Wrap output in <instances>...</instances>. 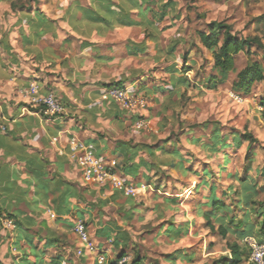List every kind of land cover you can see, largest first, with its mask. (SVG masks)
<instances>
[{
    "label": "crops",
    "instance_id": "1",
    "mask_svg": "<svg viewBox=\"0 0 264 264\" xmlns=\"http://www.w3.org/2000/svg\"><path fill=\"white\" fill-rule=\"evenodd\" d=\"M135 2L0 0V264H96L93 255L76 254L81 244L72 226L77 220L110 259L132 248L136 237L128 231L134 220L127 218L133 213L142 217V207L129 205L131 197L109 184L83 181L69 156L72 135L92 144L103 159H115L118 176L143 194L146 186H155L157 172L174 175L162 179L154 193L171 209L173 220L163 229L172 242L186 236L218 198L214 190L200 195V202H188L205 180L187 174L182 165L190 157L180 154L169 135L161 138L175 124L177 104L188 90L186 83L175 86L184 74L175 65L163 67L168 85H162L142 70L149 45L152 59L160 61L159 24L172 9L159 21L154 14L159 8L147 4L160 7L161 0ZM168 44L170 56L176 47L169 53ZM197 45L206 50L199 40ZM211 68L214 74L212 63ZM119 79L149 99L143 112L148 126L136 129L135 114L103 98L107 84ZM30 82L39 96L53 93L64 110L46 114L25 92ZM181 169L183 174L175 175ZM181 202L184 209L176 210ZM249 236L255 237L249 233L240 243L246 246L243 240ZM174 251V259L178 253L187 257Z\"/></svg>",
    "mask_w": 264,
    "mask_h": 264
},
{
    "label": "rangeland",
    "instance_id": "2",
    "mask_svg": "<svg viewBox=\"0 0 264 264\" xmlns=\"http://www.w3.org/2000/svg\"><path fill=\"white\" fill-rule=\"evenodd\" d=\"M170 4L172 11L159 24V28H162L159 36L162 49L158 54L160 61L154 60V56L152 59L154 49L153 45H149L150 53L143 60L142 70L148 75V80L155 79L162 85H168L167 74L162 68L172 64L179 72L185 67L190 69L184 72L185 78L197 85L188 86V90L182 93L176 107L178 113L175 124L170 127V131L163 130L161 138L169 135L180 154L190 157L182 165L187 174L205 180L201 183L200 191L190 194L189 203L200 202V195L215 190L218 201L210 202L209 207L216 206L215 214L226 213L223 224L239 226L256 239L264 240V119L258 111L264 86L258 82L252 86L249 94L241 95L231 88L233 74L214 90L204 88L202 79L213 72L211 53L199 48L196 35V30L204 29L207 22L223 20L240 36L261 37L263 33L256 29L255 19L264 14V0H170ZM147 5L153 10L162 9L155 4ZM169 24L170 27H167ZM175 36L182 42L169 56L165 46ZM252 51L251 58L260 60L261 50L252 48ZM182 53L187 54L186 62H182L179 57ZM246 60L247 56L239 53L236 70L242 68ZM123 85L136 95L129 84L124 82ZM141 96L146 101L145 109L130 114H137V119H143L146 127L148 122L143 112H147L150 101L145 95ZM247 134H250L251 139ZM182 169L174 174L181 176ZM156 176L152 182L154 187L145 185L144 194L139 189L135 196L129 198V205L142 207L143 215L138 217L133 213L127 218L130 223L134 220L128 232L130 236L136 237L132 240V248L127 251L133 257L143 259L140 264H209L220 256L229 258L226 243L233 240L234 236L222 238L215 232L217 224L210 221L214 227L211 229L204 217L196 220L194 225L192 223L193 227H190L186 236L172 242L169 232L163 229L173 220L167 211L171 209L163 201L164 198L158 199L154 193H159L155 187H159L162 179L165 182L175 177L167 171L157 172ZM178 206L176 210L184 209L182 202ZM145 217L148 219L142 224ZM198 233L200 235L196 236ZM174 250H180L187 257L180 258L178 253L174 259ZM188 256L192 259L188 260ZM242 264L252 263L247 258Z\"/></svg>",
    "mask_w": 264,
    "mask_h": 264
},
{
    "label": "trees",
    "instance_id": "3",
    "mask_svg": "<svg viewBox=\"0 0 264 264\" xmlns=\"http://www.w3.org/2000/svg\"><path fill=\"white\" fill-rule=\"evenodd\" d=\"M136 4V0H133ZM134 5V4H133ZM14 7V5H12ZM133 7V6H130ZM162 8L160 12L155 15H158V20H162L166 14V11L172 9L170 4V0L166 2H162ZM133 22H128L127 25H131ZM135 23V22H134ZM256 29L261 31L262 36H240L231 30L230 24H227L223 20H211L205 24L204 29L196 30V35L198 37L199 43L201 46L208 50L211 53L212 57V66L215 70L214 74H208L206 79L203 81V86L206 89L214 90L221 84L225 83L230 73H236L235 79L232 81L231 88L236 93L241 95H247L250 93L251 88L254 83L261 82L264 86V14L259 15L255 19ZM146 37V36H145ZM180 39L173 38L169 40L168 44V52L171 53L174 51L176 45L180 43ZM252 48L257 50H261V59H252L251 56L254 53ZM239 53H244L247 56L246 63L244 66L236 71L235 63L236 58ZM181 59L183 62L187 59V54L182 53ZM176 71V70H175ZM186 68H182L180 70L181 73L184 74ZM124 80L119 79L115 82H111L107 84V87L116 86L122 87ZM185 84L187 86L195 87L189 80L182 79L177 81L175 86L178 84ZM259 104L264 106V95L262 99H260ZM137 115V114H135ZM138 116H136L137 118ZM137 120V119H136ZM135 123V122H134ZM247 136L251 139L250 134ZM117 162V161H116ZM117 167L119 169L118 163ZM249 187L246 188L248 190ZM218 201L214 199V202ZM225 205V204H224ZM204 214V218L207 221V225L211 229H214L212 222L217 223V227L215 232H217L222 238L227 237L228 235L234 236V239L231 241H227V249L229 250L230 257L221 256L218 259L213 260L209 264H242L248 258V249L243 248L241 245V240L244 236L248 235L249 232L244 228L233 227L232 225H224L221 222L224 220L226 213H219L215 215L214 211L216 210V206L210 208ZM230 220L229 223H231ZM264 242V240H259ZM129 253V251L122 252L120 254ZM119 254V255H120ZM118 255V256H119ZM131 264H140V259L138 256H132Z\"/></svg>",
    "mask_w": 264,
    "mask_h": 264
},
{
    "label": "built area",
    "instance_id": "4",
    "mask_svg": "<svg viewBox=\"0 0 264 264\" xmlns=\"http://www.w3.org/2000/svg\"><path fill=\"white\" fill-rule=\"evenodd\" d=\"M25 92L33 103L43 106L44 112L48 115H57L64 110L63 105L53 93L49 92L39 96L37 85L34 82L29 83ZM103 98H112L129 113H138L139 110L143 111L146 107L145 99L141 95L132 94L125 86L108 87L103 93ZM258 111L264 119V106L259 105ZM135 125L143 128L145 127V121L137 119ZM0 129H4L2 124H0ZM68 145L70 159L78 166L84 182L95 185L109 184L114 189L121 190L127 196L136 195L137 189L118 176L119 169L115 159L105 160L96 155L92 144L85 143L74 135L69 137ZM5 223L6 226L14 227L11 220H6ZM72 230L81 244L76 250L77 255H93L96 264H131L132 255L130 253L120 254L116 258L110 259L106 255V251L99 248L89 237L83 221L77 220L73 224ZM243 242L249 251L248 261L252 264H264V242L250 236L246 237Z\"/></svg>",
    "mask_w": 264,
    "mask_h": 264
}]
</instances>
